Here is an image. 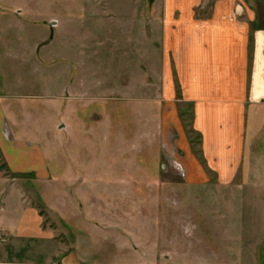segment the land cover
<instances>
[{"label": "rangeland", "instance_id": "1", "mask_svg": "<svg viewBox=\"0 0 264 264\" xmlns=\"http://www.w3.org/2000/svg\"><path fill=\"white\" fill-rule=\"evenodd\" d=\"M175 2L198 20L219 12L223 22L264 21V0H171L178 20ZM165 10V0H0L2 87L33 97L20 98L17 113L40 136L55 177L39 210L70 264H264V187L254 185L264 178L252 174L264 171V141L250 184L235 187L218 181L198 145L208 179L189 183L160 137ZM183 85L174 70L177 99ZM187 103H177L186 134Z\"/></svg>", "mask_w": 264, "mask_h": 264}, {"label": "crops", "instance_id": "2", "mask_svg": "<svg viewBox=\"0 0 264 264\" xmlns=\"http://www.w3.org/2000/svg\"><path fill=\"white\" fill-rule=\"evenodd\" d=\"M165 2L163 24L157 26L163 34L165 69L161 79L165 86L158 97L163 115L159 127L162 142L182 161L191 184L208 179L191 145L201 146L198 152L221 184H250L246 178L252 176V156L264 141V21L255 23L251 17L247 22L238 16L223 22L219 12L198 20L185 5L176 2L182 16L174 20L171 0ZM156 23L159 21L154 19L153 27H149L151 34ZM172 64L177 79L184 84L181 99L175 94ZM74 79L66 91L69 97L74 94ZM2 81L0 74V157L5 168L0 169V232L7 239L0 246V264H70L66 244L39 210L40 205L48 206V196L54 192L48 185L55 178L48 152L40 136L17 113L21 99L31 101L33 97L19 95L15 99L3 89ZM69 97L59 114L62 121ZM178 102L193 107L192 127L200 135V144H193L185 133ZM171 132L176 133L175 140ZM252 174L253 178H264V171ZM25 178L39 185L37 191L22 187ZM240 178L243 180L237 181ZM254 185L264 187L261 182Z\"/></svg>", "mask_w": 264, "mask_h": 264}, {"label": "trees", "instance_id": "3", "mask_svg": "<svg viewBox=\"0 0 264 264\" xmlns=\"http://www.w3.org/2000/svg\"><path fill=\"white\" fill-rule=\"evenodd\" d=\"M181 114H182V117H183V115H184L185 113L181 112ZM186 130H187V134H188L189 138L191 139L192 143H193V144H195V143L200 144V135H198V134L194 131V129H193V127H192V123L189 124V125H187ZM197 139H198V140H197ZM195 140H197V141H195ZM1 161H2V158L0 157V169L3 170V169H5V168H4V165L2 164Z\"/></svg>", "mask_w": 264, "mask_h": 264}, {"label": "built area", "instance_id": "4", "mask_svg": "<svg viewBox=\"0 0 264 264\" xmlns=\"http://www.w3.org/2000/svg\"><path fill=\"white\" fill-rule=\"evenodd\" d=\"M7 241L6 235L0 232V246Z\"/></svg>", "mask_w": 264, "mask_h": 264}]
</instances>
